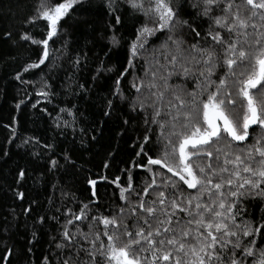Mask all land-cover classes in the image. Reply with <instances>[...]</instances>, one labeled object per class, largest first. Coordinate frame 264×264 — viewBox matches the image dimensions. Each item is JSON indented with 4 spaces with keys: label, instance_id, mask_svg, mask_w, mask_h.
Returning <instances> with one entry per match:
<instances>
[{
    "label": "snow or ice",
    "instance_id": "1",
    "mask_svg": "<svg viewBox=\"0 0 264 264\" xmlns=\"http://www.w3.org/2000/svg\"><path fill=\"white\" fill-rule=\"evenodd\" d=\"M124 2L152 21V26L144 23L136 29L125 73L135 67L134 61L147 51L153 38L169 33L153 49L151 63L145 59V77L150 79L145 83L138 77L140 83L134 80L131 85L137 93L148 90L130 108L136 111L138 106L145 112V125L158 126L162 151L156 157L146 152L150 136L145 134L136 155L141 158L138 166L152 173L151 182L140 193L129 177L127 187L120 188V199L127 207H121L117 215L92 218L103 225V232L92 233L90 247L81 245L72 252L73 236L65 230L62 235L68 243L56 247L69 249V253L58 264H246L249 258L252 264H264V247L257 249L253 238L264 239V215L260 227L237 223L238 217L247 214L246 201L264 202V135L247 144L253 127L264 134V98L257 95L264 90V0H194L190 6L198 9L197 16L211 21L203 37L211 44L202 47L197 39L187 49L184 39L174 35L175 27H189L196 38L201 33L179 18V0L175 7L173 0H147V7L145 0ZM75 6L83 7L82 0H39L27 23L45 22V38L25 34L21 39L43 45V50L38 63L29 64L25 71L45 62L49 41L59 35L64 18ZM107 6L114 12L116 0H108ZM217 9L220 14L213 15ZM115 24H123L120 16L115 17ZM112 43L119 44L115 36ZM160 57L165 63H160ZM219 72L223 74L215 79ZM174 76H182L185 83L171 84ZM189 80L194 81L191 90L186 86ZM222 140L227 141L223 146ZM118 181L119 177L114 183L119 187ZM89 184L94 186L96 181L89 180ZM184 186L192 191L185 194ZM156 188L162 190L154 192ZM131 193L136 195L134 202ZM85 217L81 209L74 219ZM81 235L89 240L88 233ZM243 237L249 238L248 245Z\"/></svg>",
    "mask_w": 264,
    "mask_h": 264
},
{
    "label": "trees",
    "instance_id": "2",
    "mask_svg": "<svg viewBox=\"0 0 264 264\" xmlns=\"http://www.w3.org/2000/svg\"><path fill=\"white\" fill-rule=\"evenodd\" d=\"M179 2V18L188 20L201 36L196 38L189 27L179 25L174 35L184 39L185 49L197 39L202 47H209L211 41L205 42L203 37L211 21L197 16L198 9L190 6L194 0ZM38 3L0 0V264H45V257L48 264H58L69 253V249L56 247L68 243L62 235L65 230L73 236L72 252L81 245L90 247L92 233L103 232V225L92 218L117 215L121 207H127L120 199V188L127 187L129 177L140 193L153 179L152 173L138 166L141 158L136 155L145 134L150 136L145 151L150 150L153 157L162 151L158 126L145 125V112L138 106L136 111L130 108L136 97L142 99L148 90L137 93L131 85L134 80L140 83L138 77L145 83L150 79L145 77V59L151 63L153 49L159 48L169 33L153 38L147 51L134 61L135 67L125 73L136 29L144 23L152 26V21L134 12L124 0H116L114 12H110L108 0H82L83 7L70 10L59 35L49 41L45 62L25 71L29 64L38 63L43 50V45L21 39L25 34L32 39L45 38V22L27 23ZM176 4L173 0L174 7ZM219 14L218 9L213 13ZM116 16L122 18V25L115 24ZM113 36L119 44L112 43ZM160 63H165L163 57ZM169 82L176 85L185 80L174 76ZM186 86L191 90L194 81H187ZM257 95L264 98V90ZM148 117L150 121L151 109ZM250 131L247 144L264 135L258 127ZM226 143L220 141L221 146ZM153 169L171 175L159 166ZM117 177L119 187L114 183ZM155 179L162 183L160 176ZM174 179L178 181V177ZM89 180L96 184L90 185ZM184 190L185 194L192 191L186 186ZM129 195L134 202L135 193ZM245 204L247 214L238 217L237 223L260 227L264 202L249 199ZM81 209L85 219L75 220ZM81 233H88L89 240ZM253 238L257 249L264 247V239ZM242 239L249 244L248 237ZM246 264H252V259Z\"/></svg>",
    "mask_w": 264,
    "mask_h": 264
}]
</instances>
